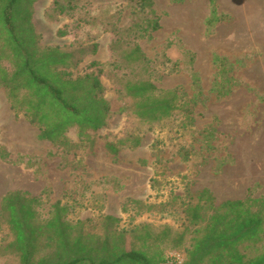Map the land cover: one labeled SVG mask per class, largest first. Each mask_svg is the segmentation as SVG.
Segmentation results:
<instances>
[{"label": "rangeland", "instance_id": "obj_1", "mask_svg": "<svg viewBox=\"0 0 264 264\" xmlns=\"http://www.w3.org/2000/svg\"><path fill=\"white\" fill-rule=\"evenodd\" d=\"M152 1L160 27L149 35L143 29L154 15L132 0H79L66 15L53 9L54 0L34 3L39 45L72 52L66 70L73 77L96 73L111 116L87 141L71 128L70 149L55 146L13 111L0 86V147L8 153L0 159V199L22 190L40 197L43 218L60 200L69 206L68 219L86 220L91 231L101 216L112 215L119 227L143 223L158 232L180 229L174 202L180 207L202 188L215 203L264 197V0H213L211 21L210 0ZM132 42L145 58L133 69L123 57ZM132 76L191 98L189 127L179 118L137 120L134 100L123 90ZM130 135L140 138L137 147H120L112 156L103 146ZM10 239L0 218V264H19ZM164 253L168 262L184 257L183 247Z\"/></svg>", "mask_w": 264, "mask_h": 264}, {"label": "trees", "instance_id": "obj_2", "mask_svg": "<svg viewBox=\"0 0 264 264\" xmlns=\"http://www.w3.org/2000/svg\"><path fill=\"white\" fill-rule=\"evenodd\" d=\"M36 1L0 0V86L13 111L37 127L39 139L70 149L67 131L75 128L78 139L87 141L89 131L107 126L110 105L96 73L73 77L66 70L73 64L72 52L39 45L32 22ZM77 1L54 0L53 9L66 15ZM132 1L154 15L143 31L148 30L149 35L159 29L153 1ZM210 5L211 21L215 18L213 0ZM134 27L135 33L140 26L136 23ZM123 57L131 69L145 59L135 42L124 50ZM123 90L134 100L132 112L142 123L179 118L188 128L192 122V99L175 88L159 89L144 77L132 76L125 80ZM139 143L138 136L130 135L103 146L115 156L120 147H137ZM7 158V151L0 147V159ZM133 203L143 205L138 200ZM40 204L39 196L22 190H9L0 199V218L11 235L7 245L19 264H177L168 262L164 252L165 248L181 247L184 257L180 264H264L262 196L215 203L212 193L202 188L180 207L174 202L180 229L165 226L158 232L143 223L119 227V219L112 215L101 216L98 229L91 231L86 220L68 219L66 203L54 202L45 218L38 210ZM171 234L170 242L161 245Z\"/></svg>", "mask_w": 264, "mask_h": 264}, {"label": "built area", "instance_id": "obj_3", "mask_svg": "<svg viewBox=\"0 0 264 264\" xmlns=\"http://www.w3.org/2000/svg\"><path fill=\"white\" fill-rule=\"evenodd\" d=\"M176 258V257H175ZM177 264H180L181 262H182V260L181 259H179V257L177 256V259H176V261H175Z\"/></svg>", "mask_w": 264, "mask_h": 264}]
</instances>
